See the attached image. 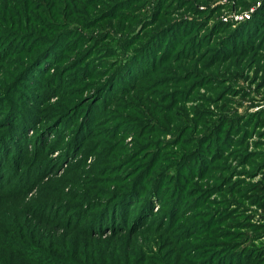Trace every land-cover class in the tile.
I'll return each instance as SVG.
<instances>
[{"label": "rangeland", "instance_id": "1", "mask_svg": "<svg viewBox=\"0 0 264 264\" xmlns=\"http://www.w3.org/2000/svg\"><path fill=\"white\" fill-rule=\"evenodd\" d=\"M110 1L116 0H92L94 4L81 5L79 9L84 11L83 14L80 12L68 18L77 28L65 38L67 41L75 39L72 50L59 60L62 55L59 53H63L60 50H65L60 44L49 59L47 67L51 65L52 69L46 75L36 78L33 69L38 66H29L11 81L15 82V87L10 94L0 95L3 97L0 99V135L9 128V132L0 136V152L2 150L3 153L11 144L17 145V139L22 145L14 156L11 154V161L5 160L0 164V181L13 175L16 156L27 155L26 151H32L36 143L50 138L55 144L48 145L45 154L33 155L35 150L28 154L30 175L37 173V176H43L44 181H30L31 188L24 194L37 202L57 200L67 205L52 218L47 216L45 220L49 226H40L33 238L28 235V240L32 238L35 245L51 248L59 257H54L55 261L43 255L37 259L36 251L28 249L29 246L20 252L10 249L9 245H21L10 243L11 238H22L6 232L13 229L6 221L10 216L0 210V264H64L59 261L66 258L76 260L77 264H216L218 251L223 249L230 253L226 246H230L231 251L234 247L242 249V252L246 248L249 251L247 256H224L238 261L236 264H264V257L259 262H256V257L251 261L250 253L257 250L249 248L251 245L264 246V189L261 193L254 190L257 186L264 187V115L258 123L247 127L248 133L236 138L229 155L208 158V164L203 166H209L206 172L195 174L192 180L185 178V183L178 190L167 186L159 193L160 196L155 194L149 198L155 207L152 218H141L146 208L138 204L148 198L142 197L139 190L132 191L135 185L142 189L145 185L150 187L149 179L153 176H161L160 185L172 183L170 178L177 173L173 161L192 153V145L203 139L214 119L212 115H219L221 109H236L242 115L260 111L257 107L264 99V60L259 58V63L245 70L236 60L216 63L211 69L207 61L210 56L193 61L171 59L173 61L159 63L149 77L137 82L111 103L110 107H115L118 114H108L97 102L104 97L102 91L97 90L99 87L102 89L115 72L117 55L109 46L119 45L117 39L130 33L150 6L138 2L124 8L121 4L119 13L104 14V4ZM84 2L88 3V0ZM217 4H223L224 8L216 15L213 13L214 19L222 17L225 22L241 25L254 17L263 7L264 0H203L200 10ZM166 6L147 32L152 33L169 21L172 23L194 16L187 4L180 7L179 2H172ZM236 15H239L238 20L234 19ZM207 17L210 18L209 15ZM126 57L127 53H122L119 59ZM20 63L22 66L23 62ZM45 68L46 65L38 70L45 72ZM188 73L193 74L189 79ZM204 76L209 82L200 84ZM132 78V74L124 77ZM127 82L124 80L123 83ZM35 85L40 89L36 90ZM114 86L115 83L110 89ZM229 86L230 91L227 90ZM113 90L108 97L115 93ZM187 90L191 93L186 97L179 94ZM33 91L40 92L36 95L39 100L31 98ZM216 93L218 99L221 93L223 95L218 104L214 99ZM10 97L17 101L16 105L9 106L3 102ZM34 103L37 105H32ZM118 104H123L124 108H119ZM231 113L234 114L233 111ZM126 120L133 121L135 133L123 131L131 127L125 124ZM73 140H88V143L83 147ZM150 143L160 149V156H154L157 150L151 148ZM53 145L54 150L51 149ZM96 147L100 148L95 150ZM91 152L95 155H84ZM175 155L179 156L175 158ZM149 163L150 173L145 180H140ZM99 169L101 174L97 173ZM184 175L188 174L184 172ZM90 187L94 190L91 191ZM86 194H90L99 205L106 204L104 210L110 216L118 215L120 218L124 209L137 210L138 214L133 213L134 217L127 219L128 222L120 220L121 226H117V230H130L115 231L113 223H108L109 219L105 218L98 228H104L99 236L80 232L78 227L71 226L75 222L57 231L60 226L52 219L65 222L75 216L69 209L78 205L76 198L79 195ZM53 196L56 198L51 199ZM198 199L199 204L194 203ZM133 203L136 205L131 207ZM223 213L231 214L228 218H221ZM246 225L259 227L260 232L253 234L252 239L244 237L246 241L232 236L238 231L243 232ZM240 226L244 228H234ZM248 231L253 230L246 228ZM224 257L222 259L225 260Z\"/></svg>", "mask_w": 264, "mask_h": 264}, {"label": "trees", "instance_id": "2", "mask_svg": "<svg viewBox=\"0 0 264 264\" xmlns=\"http://www.w3.org/2000/svg\"><path fill=\"white\" fill-rule=\"evenodd\" d=\"M91 1L92 0H88V3H86L84 0H0V86H4L3 88H0V95L5 93L10 94V90L15 87V82L11 81L16 80L29 66H32L33 68L38 66L33 69L36 78L37 76L40 78L43 75H46L47 71L52 69L51 65L47 67L49 59L54 55V51L58 50L57 48L60 47V44H62L61 47H64L65 50H60V52L63 53H59V55L62 54L59 60L62 59L64 53L72 50V45L74 44L75 39L71 38L67 41L65 38L67 34H71L77 28L71 25L72 22L68 18L74 14H83L84 11L79 9L80 6L84 4L89 6V4L95 3ZM110 2L111 3L104 4L103 8L106 10L104 14H107L108 12L119 13L120 9L118 6L121 4H123L124 8L131 7V4L134 5L138 2H143V5L145 6L146 4H150V6L147 13L143 15L147 16L146 18H143L142 16L140 22L132 31H130V33L121 34L122 36L120 38H116L119 41V45H115L116 43H114L112 46H109V49L116 53L119 61H117V59L114 61L116 64L114 75L111 74L110 79L103 84L102 89L99 87L97 90H101L103 96L106 98L101 97L97 102L100 103V106L104 107L103 109L107 111L108 114H118L115 107H110L111 103L117 100L122 93L132 88L137 82L149 77L155 70H157V64L159 65V63L169 62L171 59H187L193 61L200 59V57L207 59L209 58L208 56H210L207 61L210 62L211 69L216 63L222 64L236 60V63L241 67H244L245 70L247 67L249 68L256 63H259V58L260 60H264V53H261L264 51V4L250 21L241 25H235L234 22H225L222 17L214 19L215 16L213 13L216 15L217 12L220 10L222 11L224 8L223 4H217L216 6H211L209 9L200 10V3L203 2V0H116ZM172 2H179L180 7L187 4V6L192 9L191 13L194 16L177 19L172 21V23L169 21L161 27L159 25L158 30L152 33L147 32V28L154 25L163 14V8L167 7L166 5L172 4ZM208 15L210 18L207 17ZM99 17L101 16H98L97 18ZM67 19L68 21H66ZM75 38L77 39V37ZM122 53H127V57L120 60L119 57H121ZM249 55L252 56L250 60ZM21 61L23 62L22 66L20 63ZM44 65H46V71H39ZM17 66L21 67L18 68ZM53 69L55 70L56 68L53 67ZM106 69H108V67H106ZM131 74L133 75L131 80L124 79V77H128ZM213 75H216V72H213ZM191 76H193V74L188 73L187 78L189 79ZM202 78L200 84L209 82L207 81L208 77L204 76ZM124 80H128V82L123 83ZM10 83L12 84L10 85ZM114 83L115 86L110 89V86ZM34 88L36 90L40 89L37 85H35ZM110 90H113L115 93L111 97H108V94L111 92ZM227 90L230 91L231 86L227 87ZM39 93L40 92L35 91L31 92V98L33 100H39L36 99V95ZM189 93H191V91L187 90L183 92L181 91L179 94L186 97ZM222 96L221 93L220 99H218L216 93L214 99L217 104L222 100ZM1 98L3 97L0 96V99ZM3 102L9 104V106H14L17 103L13 97L5 99ZM32 105L37 104L34 103ZM118 106L121 109L124 108L123 104H118ZM231 111H233L234 114L231 113ZM263 115L264 110L242 115L236 109L231 108L229 110L221 109V113L215 117L212 115L214 119L211 121L208 131L203 134L202 140L195 141L196 143L192 145V153H190L188 157H184L183 155L178 161H173L174 167L177 168V173L170 178L173 179L172 183L164 182L160 185L162 179L160 178L161 176L158 175L149 179V182H151L150 187L145 185L142 189L139 185L136 188L135 185V187L132 188V191L136 190V192H138L139 190L142 197L148 198L138 204L139 207L146 208L143 211L144 213L142 212L141 218L145 219L146 216H149L148 218L150 219L155 214L153 213L155 208L153 207L154 203L149 198L155 196V194L160 196L159 193L167 186H173V190L176 188L178 190L181 185L185 183V178L192 180L195 174L206 172L209 166H203L205 163L208 164V158H223L229 155V150L232 143L236 141V138L241 134L245 135L248 133L247 127L258 123ZM125 124L131 125V127L127 130L123 129L124 132L129 131L130 133H135V128L133 129L135 124L132 120H126ZM8 130L9 128L3 130L0 136H4L9 132ZM78 136H80V134ZM195 140H197V137ZM73 141L74 143H80L83 147L88 143V140H80L81 142ZM16 143L18 144L9 145V148L3 150V153H1V150L0 164L5 162V160L11 161V154L14 156L17 151L21 149L22 145L19 143L18 139L16 140ZM50 144H55V142L48 138L41 143H36L32 151L27 150V155L25 154L21 157L16 156L15 161L17 164L15 165V168H12L13 175L8 176L4 181L3 179L0 181V210L9 213L10 216L9 218H6V221L13 229L6 232L16 234L24 239L22 241V239L17 240L11 238L10 243L21 245L19 247L9 245L10 249L20 252L25 250L26 246H29L28 249H34V251H36L37 259H40L43 255V257L45 256L53 260L54 257H59L55 255L51 248L47 249L35 245L32 236L35 232H39L40 226L50 225L46 224L45 219H47V216L52 218L60 209L64 210L67 205L65 203L62 204L57 200L50 203H43L44 201L37 202L36 199H28V195H26L31 188V185L28 184L30 181H36L39 179L44 181L43 176H37V171L35 172V177L30 175V167H27L28 154L35 150L33 155L36 154L37 156L39 154L42 156L45 154V151ZM151 144L152 143H150V145ZM54 148L55 146L53 145L51 149L54 150ZM98 148L100 147H96L95 150ZM151 148L157 150L154 153V156H160V149H158L157 146L151 145ZM81 153L82 152L79 154ZM84 155L93 156L95 154L91 152L90 154L84 153ZM179 155H175V158ZM196 165L197 168L194 167ZM150 166L151 163L146 166L147 171ZM189 166L191 169L188 170L187 168ZM147 171L141 174L140 180H145L147 178V175L150 173V171ZM183 171L188 175L185 176ZM99 172L100 169L97 173ZM1 177L2 173H0V179ZM42 188L43 187H41V189ZM263 189L264 187L259 188L258 186L254 188L255 191L260 190V193L263 192ZM90 190L93 191L94 187H90ZM262 194H264V192ZM73 197L74 195L72 198ZM257 197L260 196L257 195ZM54 198L56 197L53 196L51 199ZM43 199H45L44 196ZM5 200L7 201L5 202ZM76 201L78 205L69 209L70 213L76 214L75 216L70 217L69 220L65 222H60L58 219H52L54 224L60 226L57 228V231H59L60 228L62 229V227L67 226V224H73L75 222L71 226L74 228L78 227V229L81 230L80 232L88 236H99L103 233L104 228H98L103 224L104 219L108 218V223H113L114 227H116L115 231L123 232L125 230L124 232H127V230L130 229L121 228L117 230V226H121L119 223L120 220L128 222L127 219L129 220L133 213L138 214L135 209H124L120 218H118V215L117 217H115L116 215H107L108 212L104 210L106 209V204L99 205L96 201L91 199L90 194L79 195L76 198ZM199 201L200 199L194 203L199 204ZM135 205L136 203H133L130 206L134 207ZM262 205H264V201L262 202ZM26 209L29 210L26 211ZM97 211L99 213H96ZM158 211H160V208H158ZM177 212H181V210H178ZM228 214L231 213H223L221 218H228ZM35 224L38 225L35 227ZM96 225L97 227L94 229ZM143 225H145V223H143ZM207 225L208 223H206V226ZM245 227L252 229L253 231L246 232L245 228L243 232L238 231V233H233V235L232 233H228V235L235 236L236 238L239 237L242 241H246V239H243L244 237L252 239L253 234L260 232V229H258L259 227L256 226L246 225ZM234 228L243 229L244 227L240 226ZM28 235L32 237L29 240ZM225 235H227V233H225ZM1 241L3 244V238ZM226 247L230 249L227 251L230 253H225V250L222 251L223 249L218 251L220 253L219 256L216 255L218 256L215 260L216 264H236L238 261L235 262V260H229L231 257L226 259L224 256H234L236 258V255L243 254L247 256L249 253L247 248L246 251L242 252V249L236 247H234L233 251H231L230 246ZM249 248H255L257 250L256 252L250 253L251 261L252 258L255 257L257 258L256 262L263 260L260 258L264 257V246L254 247L251 245ZM235 250L236 252H234ZM223 257L225 260L222 259ZM227 260H229V262ZM59 262L64 264L78 263L76 260L67 258L64 261Z\"/></svg>", "mask_w": 264, "mask_h": 264}, {"label": "built area", "instance_id": "3", "mask_svg": "<svg viewBox=\"0 0 264 264\" xmlns=\"http://www.w3.org/2000/svg\"><path fill=\"white\" fill-rule=\"evenodd\" d=\"M226 21L229 20L228 18H224ZM235 20L239 19V15L234 17ZM233 20V19H232ZM233 20V21H235ZM258 110H264V99L260 102L259 106L257 107Z\"/></svg>", "mask_w": 264, "mask_h": 264}]
</instances>
